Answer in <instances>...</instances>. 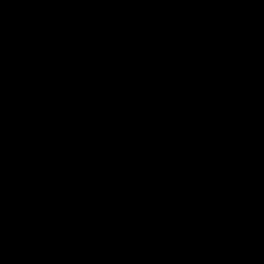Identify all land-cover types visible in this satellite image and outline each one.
Returning a JSON list of instances; mask_svg holds the SVG:
<instances>
[{
    "label": "water",
    "instance_id": "water-1",
    "mask_svg": "<svg viewBox=\"0 0 264 264\" xmlns=\"http://www.w3.org/2000/svg\"><path fill=\"white\" fill-rule=\"evenodd\" d=\"M0 264H264V193L100 139L0 84Z\"/></svg>",
    "mask_w": 264,
    "mask_h": 264
}]
</instances>
